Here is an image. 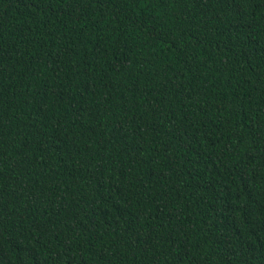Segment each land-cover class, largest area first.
Returning a JSON list of instances; mask_svg holds the SVG:
<instances>
[{
	"label": "trees",
	"instance_id": "obj_1",
	"mask_svg": "<svg viewBox=\"0 0 264 264\" xmlns=\"http://www.w3.org/2000/svg\"><path fill=\"white\" fill-rule=\"evenodd\" d=\"M0 264H264V0H0Z\"/></svg>",
	"mask_w": 264,
	"mask_h": 264
}]
</instances>
